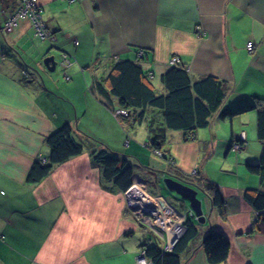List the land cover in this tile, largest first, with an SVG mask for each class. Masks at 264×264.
Listing matches in <instances>:
<instances>
[{
    "label": "crops",
    "instance_id": "1",
    "mask_svg": "<svg viewBox=\"0 0 264 264\" xmlns=\"http://www.w3.org/2000/svg\"><path fill=\"white\" fill-rule=\"evenodd\" d=\"M38 1L53 35L51 41L38 37L28 18L20 19L11 31L0 30V264H137V257L145 249L148 225L130 211L123 192L103 185L102 166L91 153L98 147L81 128L83 108L77 103L80 97L75 96L80 84L65 80H71L70 73L82 78L81 72L95 64L99 76L92 77L90 93L83 82L82 100L94 113L98 106L111 115V107L121 109L119 101L101 94L98 83L116 61L140 63L157 92L165 93L161 77L171 67V58L177 57L192 79L214 76L225 81L229 86L225 105L230 100L241 105L243 101L264 100V0ZM17 6V0H0V28ZM47 43L67 54L71 66L58 64L56 69L60 66L63 70L49 73L35 61L50 53ZM249 43L254 45L252 52ZM149 112L145 121L153 115ZM248 116L256 126V114ZM219 118L213 117L209 127L199 129L194 140H188L183 131L178 135L167 130L164 150L178 170L175 176L186 178L199 168L203 179L222 185L225 217L207 203L204 214L209 224L201 227L188 207L175 210L162 196L152 195L173 211L171 218L177 223L185 225L191 218L199 230L196 240L182 254V264H209L202 242L211 231L230 243L228 259L221 264H264V235L252 230L258 213L244 199L246 190L259 188L252 174L247 175L250 173L244 161L257 162L260 154L252 152L242 157L241 153L223 163L230 174L232 160L241 158L235 176L239 182L242 178L248 181L245 186L210 178L200 165L211 140L214 145L219 141ZM67 123L74 137L85 143L84 152L56 165L43 180L30 183L33 164L49 161L48 136ZM240 125L242 130L231 132L236 141L245 132L241 150H234L239 153L257 140L256 131L249 133L243 129L246 124ZM119 155L132 165L133 179L138 178L136 158ZM149 171L161 177L162 170ZM161 234L162 240L148 244L165 248L169 236Z\"/></svg>",
    "mask_w": 264,
    "mask_h": 264
},
{
    "label": "trees",
    "instance_id": "2",
    "mask_svg": "<svg viewBox=\"0 0 264 264\" xmlns=\"http://www.w3.org/2000/svg\"><path fill=\"white\" fill-rule=\"evenodd\" d=\"M17 1L19 3L20 0ZM15 11L17 9L10 16ZM32 24L34 26L33 22ZM41 39L51 41L49 37ZM75 42L78 41H74V45L78 46ZM56 48L59 51V48ZM48 54H51V52ZM65 57H68V55L62 53L60 60L62 61ZM161 81L165 93L157 92L149 75L140 63L131 60H118L110 73L98 85L101 94H105L106 97H114L119 101L121 109L129 112L128 117L125 118H132L134 123L142 124L147 119L149 111V114L153 113V115L156 114L155 110L157 109L162 112L163 122L160 125L155 126L157 123L155 119L150 120L153 137L150 139V143H146V146H149L154 152H162L161 157L166 158V153L169 155L168 151L164 150L167 142V130L183 131L188 140H194L197 131L209 127L213 115L223 106L227 99L229 86L225 81L214 76H205L194 80L181 63L177 66H171L162 75ZM249 112H256L257 114L256 133L257 138L262 142V150L259 162L257 164H247L246 170L248 173L259 177L260 187L246 190L244 199L258 213L256 220L253 222L252 230L264 235V100L257 98L255 102L240 105L235 110L226 108L224 112L220 113V118L231 117L233 119ZM233 138H231L230 149L235 143L243 146L244 141H236ZM47 143L50 147L49 161L47 163L37 161L33 164L28 176L30 183L43 180L56 165L63 164L81 155L86 147L84 142L78 141L74 137L72 128L68 123L50 134ZM91 151L93 159L102 166V180L108 184L106 186L111 185L120 192H126L133 185L134 170L127 158L105 150L97 151L92 148ZM169 158V161L171 160L169 163L174 166L170 155ZM201 189L210 198L213 208L218 209L225 217L226 203L220 187L209 183V185H201ZM185 227V233L171 250H165L158 244L144 247L146 257L152 264H182V254L186 252L190 243L195 241L199 235V230L191 218L186 220ZM202 247L209 264H221L228 259L230 243L216 231H211L206 235Z\"/></svg>",
    "mask_w": 264,
    "mask_h": 264
},
{
    "label": "rangeland",
    "instance_id": "3",
    "mask_svg": "<svg viewBox=\"0 0 264 264\" xmlns=\"http://www.w3.org/2000/svg\"><path fill=\"white\" fill-rule=\"evenodd\" d=\"M48 45H50V46L47 49L50 48L51 54L56 56L57 61L60 60L62 53H60L57 49H55L56 46L53 47L55 44L52 45L51 43H49V44L47 43L46 46H48ZM35 61L44 63V57H41V58L38 57V59H36ZM59 64H60V62H59ZM27 65L29 66V70L37 73L34 70V67L32 65H29V64H27ZM58 68H59V70L56 69V72L54 71L55 73H57V70H58V72H61L63 70L62 68H60V66H58ZM89 68H87V69H85V71L83 70V72H81L82 76H83L82 78L81 77L77 78V77H75V74L70 73V76H71L70 79L72 81L71 80L70 81L65 80V82H67V83H76V84L79 83L80 84V88H78L79 90L77 89V94L75 96L80 97L81 100L78 99L77 103H80L82 108H83L82 113H81V115H82L81 128H85L86 132H88V134L92 137V139L94 140V145H96L95 148L98 147V149L96 148L98 151L105 150V151H109L110 153L112 152L115 154H131V155H133L136 158V162H137V165H136L137 174H138L137 176L139 179H141L143 181V188H141V190L144 189L143 191L151 198H156V197H153L152 194L162 196L163 198H165V200L171 206L174 207L175 210H177V209L181 210L183 201L179 198V196L175 192L170 191L166 187V185L163 181L164 177H162V174L160 173L161 174V177H160V175H154L153 172L149 171V169H151V170L156 169L159 171L162 170V171L167 172L168 174H171V175L173 174L174 176L177 175L176 172H178L177 168H175L173 165H171L169 163L170 158H169V155L167 153H166V158H168V159L163 158V157H159L154 152V150H152L149 146L147 147L144 145L145 143H150V139L153 137V133L151 132L152 125H151L150 120L152 121V119H155V121L157 122L155 126L160 125L163 122L162 112H159L158 109L155 110L156 114H154L153 116H150L149 120H146L142 126H141V124L132 122V118H125L124 116L118 115L117 111H115L116 107H111L112 111H113V112H111L112 116L109 115V113L106 112L105 110L101 111L100 107H98V106L96 107L95 113H94L93 111H91L89 109V105L88 104L86 105L87 102L85 101V103H84V100H82V96L84 95L82 92L83 88H84L83 82L85 84L86 91L88 93H90L89 88L91 87V84H92V77L94 75L99 76L98 70L94 71V69L96 68L95 64H93ZM62 79H63V72H62ZM85 80L89 81V83L86 84ZM153 80H154V84H156V79L153 78ZM157 81L160 82L159 78L157 79ZM89 100H91V99L89 98ZM225 102L223 103V106L219 109V111L213 115V117H216L217 115H219V117H220V113L224 112L226 110V108H230L232 110H235L236 108H238L241 105V104H237L236 101H234V100H230V102L229 103L227 102L226 105H225ZM244 104H251V102L250 101H248V102L243 101L242 105H244ZM119 108H121L120 105H119ZM253 113L256 114V112H253ZM246 114H248V113H246ZM250 114H251V112H250ZM250 114H248V115H250ZM114 115H115V117H114ZM248 115L242 114V115L234 117L233 119L231 117H227L226 119H221V118L218 119L220 124H221V128H220L219 133H218L219 141L216 145H214L213 140H211V142L209 140V142H210L209 150L207 148L203 152L204 153L203 159L200 161L201 168L207 169V173H208V176L210 178H213L216 180H223L224 182H226L229 185L232 182V184L235 186H237L239 184L241 186H245L248 183V181L244 180L243 178L240 179V182H239V180L235 176L238 174L237 165H238V162L241 163V158H237L238 159L237 162L235 160H232V164H231L232 168L228 169L230 172H232L230 174L227 173L225 171L226 169H224L222 167L223 163L231 161V158H233V157L235 158V156L237 157L241 153H242V157H246L252 152H256L257 154L258 153L261 154L260 152L262 150V147H259V144L261 145V142L258 140V138H256L257 140L253 139V141L257 144L256 145L252 144L253 143V141H252L251 147H249L247 150H243L240 153L235 152L234 147H232V150H230L231 132H232V130H234L237 133L238 130H240V129L242 130L240 123L246 124V126L244 125L245 127H243V129H245L249 133H251V132L254 133V131H257V126H254L255 122L251 123L249 121V118H247V117H249ZM116 117L118 118L119 121L117 120ZM123 117L125 119H121ZM256 117H257V114H256ZM216 119L217 118H214L213 120H216ZM256 123H257V118H256ZM173 132H176L178 135H179V133H181L178 131H173ZM169 139H172L171 134H170ZM130 143H132L131 147H130ZM135 143H137L139 146H136ZM129 147H130V150H129ZM259 159H260V157H259ZM244 162H245L244 167L246 168L247 164H257L259 162V160L257 162H253L252 160L248 161V159H245ZM240 166H242V165H240ZM169 168H170V170H169ZM197 172L199 174V177H197V176L191 177L189 174H186L187 177L184 179L193 180L195 183H197L199 185H204V184L209 185V183L215 184L214 180L209 181L207 179H203L201 177V174H200L201 170H199V168L197 169ZM180 173L182 174L185 172L180 170ZM247 175L250 176L251 174H247ZM250 177L256 179V185L257 186L259 185V187H260L259 177L256 175H251ZM144 181L147 184L144 183ZM221 183H223V182H221ZM103 185H107V183H105L103 181ZM134 185H135V183L133 181L132 186H134ZM217 185L219 187H222V185H220L218 182H217ZM129 189L123 193L130 192L131 189L130 190ZM198 197L202 201V207H203L204 213L207 212V208H208L207 203H209L211 205L209 198L202 191L199 192ZM125 199H126V196H125ZM126 201H127L128 208L130 209V211L135 214L136 212L131 209V205H132L131 202L127 199H126ZM141 209H143V208L138 207V210H136V211L137 212L141 211ZM161 211H163V209H161ZM151 218L153 220H155L154 215ZM194 222H196V224L200 223V222H198V220H196ZM207 223L209 224V221L201 223L199 225H201V227H203V226H206ZM145 225H147V223ZM183 226L185 227V225H183ZM145 227H146V230L144 232L145 233L144 234L145 235V241H144L145 246L149 245L148 243L151 240H156V239L162 240L163 238L160 237L162 235L161 232H163L165 237H167V235L169 236L167 231L164 229H163L164 230L163 231L162 229H158V228H157L158 230H156L153 228V226H151V227L145 226ZM166 233H167V235H166ZM164 240H166V239H164Z\"/></svg>",
    "mask_w": 264,
    "mask_h": 264
},
{
    "label": "built area",
    "instance_id": "4",
    "mask_svg": "<svg viewBox=\"0 0 264 264\" xmlns=\"http://www.w3.org/2000/svg\"><path fill=\"white\" fill-rule=\"evenodd\" d=\"M19 2L21 4L19 9L13 15L9 16V18H8L7 22L5 23L4 27H1L0 30L4 29L6 31H11L18 25L19 19H21V18H30L32 20V22L34 23L36 34L38 36H40L41 38H48L49 37V38L52 39V34H51L50 30H48V27L46 26V22L43 19L42 9L39 6V1L38 0H20ZM198 35H199V37L203 36V32L200 29L198 30ZM75 44L78 45V42H75ZM253 48H254L253 43H249L248 44V50L252 52ZM169 64L171 66H177L179 64V59L177 57H172L170 62H169ZM61 65L63 67H65V68H68V67L71 66V62L68 60V57H65V58L62 59ZM117 114L120 115V116L128 117L129 112L126 111V110L121 109V110L117 111ZM244 139H245V132H241V134L239 135L237 141H242ZM233 147H234V149L236 151H240L242 146L239 143H235ZM155 153L159 157L162 156V152H160V151H155ZM197 173H198L197 169L192 171V174H194V175H197ZM132 187L133 186H131V188ZM124 194L126 196V199L129 200L133 206L140 207V205H141V208H143V209H141V211L136 212L135 214L142 221L144 220L143 222H145V224L147 223V225L149 227L153 226L154 229H157V228L164 229L163 227L159 226L156 223V218H155V220H153L151 218L153 216V214L152 215L145 214L146 211H145V207H143L142 202L141 203L138 202L135 198L131 199L129 197L128 193H124ZM146 196H148V195L146 194ZM164 249L165 250H170L169 243L167 244V246ZM137 264H152V262L146 257L145 250H142L140 252L139 256L137 257Z\"/></svg>",
    "mask_w": 264,
    "mask_h": 264
},
{
    "label": "water",
    "instance_id": "5",
    "mask_svg": "<svg viewBox=\"0 0 264 264\" xmlns=\"http://www.w3.org/2000/svg\"><path fill=\"white\" fill-rule=\"evenodd\" d=\"M58 64L59 62L57 61L55 55L47 54L44 56V63H42V65L44 66V68L47 69L46 71H48L49 73H53L56 70V67ZM36 72L40 75V72L38 70H36ZM161 173L163 175L162 177H164L163 181L166 187L170 191L175 192L179 196V198L183 201L182 207H188L189 208L188 213L193 212L195 218H197V220L200 223L206 222L207 218L203 211L202 201L198 197L199 192L200 191L203 192V190L201 189V185L194 183L193 180H188V179L180 178L177 176H173L171 174H168L167 172H161ZM205 195L207 196V194ZM131 209L137 212L136 210H138V206L133 207L131 205ZM145 211H144L145 214L152 215L151 211L147 210V208L145 209ZM180 238H177L173 242V246L179 241Z\"/></svg>",
    "mask_w": 264,
    "mask_h": 264
},
{
    "label": "bare ground",
    "instance_id": "6",
    "mask_svg": "<svg viewBox=\"0 0 264 264\" xmlns=\"http://www.w3.org/2000/svg\"><path fill=\"white\" fill-rule=\"evenodd\" d=\"M133 181L135 185L133 186L131 191L128 192L129 197L131 199L135 198L140 203L142 202L143 207L151 211V213L156 218V223L159 226L163 227L169 234V248L171 249L173 246V242L185 233L186 228L177 223L175 219L171 218V214L173 213V211H171V209L164 203L162 199L146 196V193L143 191L144 189L141 190V188H143V182L141 180L135 177ZM161 209H163V211H161Z\"/></svg>",
    "mask_w": 264,
    "mask_h": 264
},
{
    "label": "clouds",
    "instance_id": "7",
    "mask_svg": "<svg viewBox=\"0 0 264 264\" xmlns=\"http://www.w3.org/2000/svg\"><path fill=\"white\" fill-rule=\"evenodd\" d=\"M62 62V61H61ZM24 74H26V72H24ZM191 177L192 176H197V177H199V174L197 173V175H194V174H192V172L189 174ZM183 226V225H182Z\"/></svg>",
    "mask_w": 264,
    "mask_h": 264
}]
</instances>
